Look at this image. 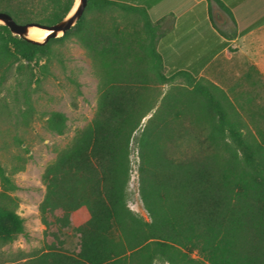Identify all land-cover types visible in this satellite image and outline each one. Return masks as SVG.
<instances>
[{"label": "trees", "instance_id": "16d2710c", "mask_svg": "<svg viewBox=\"0 0 264 264\" xmlns=\"http://www.w3.org/2000/svg\"><path fill=\"white\" fill-rule=\"evenodd\" d=\"M38 2L49 8L40 18L33 15ZM73 2L0 0V10L19 22L52 24L70 13ZM111 6L138 11L143 29H93L85 11ZM71 34L89 51L99 72L96 108L44 167L40 219L46 233L52 223L57 229L25 263L264 264V142L234 106H216L214 100L208 106H178L167 117L163 112L150 115L138 136L137 167L138 191L149 218L127 203L130 140L152 107L147 82L163 83L176 75L193 82L194 77L185 69L170 76L162 72L156 31L144 8L87 0L74 24L44 41L13 33L0 22V84L13 68L16 92L22 95L19 106H26L21 113L28 112L31 91L50 73L54 43ZM65 120L63 112L53 110L47 126L62 132ZM187 121L199 126L190 149L181 148L179 139L194 130ZM0 185L1 246L27 231L15 196L9 194L18 185L1 162ZM63 227L78 233L77 250L63 248L57 233ZM183 248L196 249L201 257Z\"/></svg>", "mask_w": 264, "mask_h": 264}, {"label": "rangeland", "instance_id": "374dc122", "mask_svg": "<svg viewBox=\"0 0 264 264\" xmlns=\"http://www.w3.org/2000/svg\"><path fill=\"white\" fill-rule=\"evenodd\" d=\"M74 2L76 4L77 0ZM33 7V15L39 18L48 14L49 8H44L40 2ZM92 13L85 11V19ZM54 49L56 56L49 64L50 73L43 76L31 91L32 106L25 115L20 111L26 106H19L22 95L16 92L18 74L13 68L6 72L0 84V162L18 185L9 194L15 196L16 211L23 217L27 231L25 235L18 234L13 241L0 246V264H26L25 258L43 249L54 238L51 231L57 229L56 224L52 223L46 233L45 224L40 219L39 203L45 193L42 172L59 148L71 140L78 128L90 121L96 108L100 75L89 51L72 34L56 41ZM215 64V61L208 64L202 75L193 77V82H189L185 75H176L163 83L156 79L147 82L152 107L141 119L130 140L131 170L127 184L128 205L145 218L149 216L138 191V136L147 118L154 112H163L167 117L168 112L178 106H208L215 100L216 106H234L256 138L264 142V106L255 102V99L264 102V82L258 76L255 81L225 76L226 71L233 69L250 71L253 64L236 62L225 71ZM174 67L163 63L162 72L170 76L171 72L178 70ZM253 81L258 82L256 86H253ZM53 110L66 115L62 132L47 126V117ZM187 122L194 130L179 139L184 142L181 148L190 149L195 145V133L199 131V126ZM199 135L203 137L204 131ZM48 218L53 216L48 213ZM57 233L63 238L64 249H78V233L71 227H63V231ZM183 250L192 257H201L196 249Z\"/></svg>", "mask_w": 264, "mask_h": 264}, {"label": "crops", "instance_id": "0c3cea01", "mask_svg": "<svg viewBox=\"0 0 264 264\" xmlns=\"http://www.w3.org/2000/svg\"><path fill=\"white\" fill-rule=\"evenodd\" d=\"M116 1L146 10L164 64L198 76L214 61L224 71L236 62H248L254 65L250 66L252 70L233 69L226 71L225 76L248 81H255L258 76L264 82V0ZM91 11L94 14L89 21L93 29L110 31L115 26L143 29L138 11L114 6ZM194 63L200 65L193 66ZM254 81L256 86L258 82ZM255 102L264 106V102L257 99Z\"/></svg>", "mask_w": 264, "mask_h": 264}, {"label": "water", "instance_id": "95a60500", "mask_svg": "<svg viewBox=\"0 0 264 264\" xmlns=\"http://www.w3.org/2000/svg\"><path fill=\"white\" fill-rule=\"evenodd\" d=\"M86 1L87 0H79L75 10L71 14L67 13L66 16H64L62 19L52 24H41L33 21L19 22L15 20L14 17L5 10H0V20L2 23L6 24L13 33L25 36L32 40L44 41L50 36H57L62 34L67 28H69L72 24H74L75 20L84 11ZM30 25H38L41 27H45L48 28L50 31L46 34V36L42 40L34 39L27 35L28 27Z\"/></svg>", "mask_w": 264, "mask_h": 264}, {"label": "bare ground", "instance_id": "6f19581e", "mask_svg": "<svg viewBox=\"0 0 264 264\" xmlns=\"http://www.w3.org/2000/svg\"><path fill=\"white\" fill-rule=\"evenodd\" d=\"M78 2L79 1L77 0L76 4L73 6V8L69 14H71L74 11ZM49 31L50 30L48 28H45V27H41L38 25H30L28 27L27 35L31 38L42 40Z\"/></svg>", "mask_w": 264, "mask_h": 264}]
</instances>
